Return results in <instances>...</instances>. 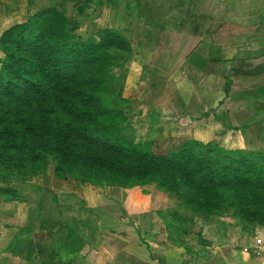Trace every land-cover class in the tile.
Instances as JSON below:
<instances>
[{
    "label": "trees",
    "instance_id": "trees-1",
    "mask_svg": "<svg viewBox=\"0 0 264 264\" xmlns=\"http://www.w3.org/2000/svg\"><path fill=\"white\" fill-rule=\"evenodd\" d=\"M69 26L59 10H39L0 36V183L40 175L49 157L61 180L154 185L194 216L230 210L264 228V153L186 138L128 139L121 109L128 101L112 72L128 58L108 49L129 53V42L114 30L86 40Z\"/></svg>",
    "mask_w": 264,
    "mask_h": 264
},
{
    "label": "rangeland",
    "instance_id": "rangeland-1",
    "mask_svg": "<svg viewBox=\"0 0 264 264\" xmlns=\"http://www.w3.org/2000/svg\"><path fill=\"white\" fill-rule=\"evenodd\" d=\"M9 1L13 10V21L12 19L3 21L4 17L0 15V33L12 27L11 25L25 22L30 15L39 10L56 9L64 14L70 24L69 28H72L75 23L79 24L76 28H72V33L86 40L98 42L107 30L117 31L126 38L130 44L129 53L116 47L109 48L108 52L113 55H126L128 58L126 62L115 63L112 67V72L119 75L123 82L121 97L128 101L121 106L127 117V121L123 123L122 133L128 139L135 142L159 141L168 137L194 139L204 132L206 134L204 139L210 141L203 143L215 144L231 151L244 149L264 153V126L260 127L257 124V127L249 130L238 129L240 131L238 133L230 129L222 130L223 133L220 134L219 128L209 127V125L213 126L211 119H200L204 118L203 114L202 117L200 114H194L190 119H174L175 121L169 112L166 116L163 111H168L166 107L170 109L169 104L154 95V93L160 92L158 88L154 91L155 86L162 90L165 89V86L157 85L160 76L151 67L152 53L139 47L144 37L143 34H145V25L141 22L135 24L132 21L133 16L136 18L141 16L143 17L142 21L154 22L148 31L152 37L158 33V40L161 39L162 42L174 38V40L183 42V46L184 43H187L188 46L184 47L185 50L199 46L198 52L192 56L195 60L199 57V53L207 55V52L209 58H219L218 46L223 45L226 53L222 57L230 59L233 57L234 51L237 50L236 58L238 60L241 58L258 60L264 58V0ZM259 26L261 27L259 28ZM167 32H171L170 34L174 37L170 35L168 38ZM2 58L3 54L0 52V59ZM171 67L175 68L172 77L177 78L179 89L187 92L190 89L188 85L191 86V78L194 76L185 74L188 69L187 64L181 63L179 66V63L175 61L169 70ZM227 67L228 65L222 67L224 72H227ZM180 76H182V80H180ZM209 77L210 75H200L196 79V83L199 84V80L206 81ZM226 81L216 76L213 79V83L219 91V97L212 105L218 106V99L225 98L223 105L218 109L224 108L228 112L239 113L245 111V116L240 118L238 123L233 124L232 122L237 127L239 124L245 123L247 118H253L250 111L253 102L238 105L231 103L232 99L230 97L227 99L228 95L222 92ZM245 81L247 80H237V84L244 85ZM253 81L255 82V80ZM167 88L175 89L172 84H169ZM233 96L234 94L231 95V98ZM184 99L186 100V97ZM156 109L163 112L162 122L158 120L160 113L156 112ZM256 110L258 113L255 116L259 114L257 118L261 117L263 121L260 125H262L264 110L261 111L259 108ZM198 119L201 121H195ZM59 205L60 207H58ZM183 205L179 196L167 194L158 190L154 185L141 188L98 187L70 179L61 180L56 177L55 164L49 157H47L45 168L40 175L22 179L8 176L5 182L0 183V208H6L4 212H0V220H4L1 218L9 219L7 216H12V226L17 225V229H19L27 224L34 235L38 233L36 232L38 228L35 225L30 226V224L36 223L34 222L35 218L45 217V212L52 215L55 210L59 216L64 215L68 218L91 217L93 232H95V227L96 230L97 227L100 230L104 227V230L110 232H116L124 227L125 231L129 233L140 234L138 239L147 246L148 237L142 232L144 225L141 223L140 226L138 221H145L149 224L153 218H175L176 220H173L172 224H168L167 227H171L174 236L179 238L177 232L183 233L180 231L182 229L180 226L193 225L190 221H192L191 217L194 216V213L192 214ZM9 207H11L10 212ZM211 216L231 217L236 220L237 224L241 223L246 230L253 232V240L260 237L257 233L254 235L256 227L248 222L242 223L239 217L231 216L230 210L218 211ZM156 225L158 229H164L163 227L166 226L159 220ZM167 234L171 233L167 232ZM192 234L191 230L185 234V240H190V245L199 241L194 236V239L191 238ZM193 240L194 242H192ZM195 245L197 244L192 246ZM253 250L255 251L254 248ZM254 251V256L260 255L255 254ZM119 257L118 264H126L133 260L131 254L128 256L122 254Z\"/></svg>",
    "mask_w": 264,
    "mask_h": 264
},
{
    "label": "crops",
    "instance_id": "crops-1",
    "mask_svg": "<svg viewBox=\"0 0 264 264\" xmlns=\"http://www.w3.org/2000/svg\"><path fill=\"white\" fill-rule=\"evenodd\" d=\"M0 15L4 17L3 21L12 19L13 10L9 0H0ZM142 19L141 16L138 18L133 16L132 21L135 24L141 22L145 25V34H143L144 37L139 47L152 53L151 67L160 76L157 85L165 86L164 90L155 86L154 91L158 88L160 92H156L154 95L160 97L159 100L163 99L169 104L170 109L166 107L168 111H163L166 116L169 112L173 120H177L190 119L194 114H200L202 117L203 114L204 118L200 119H211L213 126L209 125V127L219 128L220 134L223 133L222 130L230 129L238 133L240 132L238 129L249 130L258 125L264 126V123L260 125L263 121L261 117L257 118L259 114L255 116L258 113L257 108L261 111L264 110V58L258 60L241 58L238 60L236 58L237 50L234 51L232 58H225L222 57L226 53L223 45L218 46L219 58H209L207 52V55L199 53V57L195 60L192 56L198 52L199 46L185 50L188 46L187 43H184L183 46V42L174 40V38L162 42L161 39L158 40V33L152 37L148 31L154 22L142 21ZM170 33L167 34L168 38L170 35L173 36ZM175 61L179 63V66L181 63L187 64L188 69L185 74L194 75L191 78V86L188 85L190 89L188 88L187 92L181 91L178 87L177 78L172 77L175 68L171 67L169 70ZM226 65H228L227 72H224L222 67ZM179 74L181 75V71ZM200 75H210V77L206 81L199 80V84H197L196 79ZM215 76L221 80H227L222 92L228 95L227 99L229 97L232 99L231 103L238 105L253 102L252 110H250L253 118H247L245 123L235 127L233 124L238 123L240 118L245 116V111L239 113L236 111L228 112L224 108L218 109L223 105L225 98L218 99V106H216L217 104L216 107L212 105L215 99L219 97V91L213 83ZM150 78L152 80L151 74ZM182 79L180 76V80ZM237 80L247 81L241 85L237 84ZM169 84H172L175 89H166ZM232 94L237 96L231 98ZM156 112L160 113L158 120L161 121L163 112L157 111V109ZM153 117L155 116L153 115ZM200 119L195 121H201ZM205 137L206 134L202 132L194 139L202 143L209 142L210 140H205ZM5 209L0 208V212H4ZM10 209L11 207H9V212ZM44 216L36 217L35 221L33 220L36 222L34 224L28 222L30 226H37L36 232L38 233L35 235L27 224L19 229H17V225L12 226V216H7L9 219L1 218L4 220H0V264H118L119 256L122 254L124 256L131 254L133 258L126 264H264V228L256 227L254 231V235L257 233L260 236L259 239H261L263 246H261L260 255L254 256L253 248L255 249L256 240L252 238L253 232L246 230L241 223L237 224L236 220L231 217L192 216L190 222L193 225L180 226L182 228L180 231L183 233L177 232L179 238L174 236L171 227H167L168 224H172L173 220H176L175 218L162 217L161 220L153 218L149 224L139 220L138 224L141 226L143 223L144 225L142 232L148 237L146 246L138 239L140 234L129 233L125 231L124 227L116 232L104 230V227L101 230L97 227L96 230L95 227V232H93V222L89 216L76 217V219L68 218L64 215L59 216L55 210L54 214L50 215L45 212ZM157 220L166 224L164 229L156 227ZM191 227L193 228L190 229ZM190 230L193 232L191 238L199 239L198 242L191 245L189 239V241L185 240V234ZM167 232L171 234H167ZM193 244L197 245L192 246Z\"/></svg>",
    "mask_w": 264,
    "mask_h": 264
},
{
    "label": "built area",
    "instance_id": "built-area-1",
    "mask_svg": "<svg viewBox=\"0 0 264 264\" xmlns=\"http://www.w3.org/2000/svg\"><path fill=\"white\" fill-rule=\"evenodd\" d=\"M261 246H262V241L261 239H257L254 243V247H255V254L259 255L260 250H261Z\"/></svg>",
    "mask_w": 264,
    "mask_h": 264
}]
</instances>
